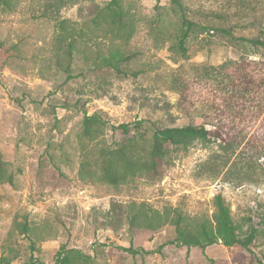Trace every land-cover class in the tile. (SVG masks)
<instances>
[{"label":"rangeland","instance_id":"374dc122","mask_svg":"<svg viewBox=\"0 0 264 264\" xmlns=\"http://www.w3.org/2000/svg\"><path fill=\"white\" fill-rule=\"evenodd\" d=\"M112 2L0 0V264H60L61 250L79 264H264V92L244 84L260 55L240 40L264 38V0ZM93 114L107 126L88 139ZM186 125L223 138L169 147L123 184L100 177L104 151ZM218 194L242 236L256 230L250 249L169 244L170 219L213 221ZM141 211L167 226L131 227Z\"/></svg>","mask_w":264,"mask_h":264},{"label":"trees","instance_id":"16d2710c","mask_svg":"<svg viewBox=\"0 0 264 264\" xmlns=\"http://www.w3.org/2000/svg\"><path fill=\"white\" fill-rule=\"evenodd\" d=\"M4 4H8V0H2ZM112 4L117 5V0H113ZM113 22L119 21V31H124L122 17L120 12L114 10L112 13ZM195 24L184 20L182 33L180 36L179 48L186 54V42ZM243 46L256 50L260 55L257 61H254L256 77L248 79L244 78L246 86L254 84L256 87L255 93L263 94L264 92V38L240 39ZM245 56H243V60ZM239 64V63H236ZM110 65L115 70H120L113 63ZM228 64L222 65V67ZM249 88V87H248ZM248 92V89H245ZM249 93V92H248ZM258 105V112H263V102ZM107 122L99 114L87 115L83 121L82 134L85 138L96 139L100 136ZM119 128L126 134L130 133V124H122ZM139 135V138H138ZM124 142L111 151H104L102 154L103 167L100 177L111 185H119L136 178L138 175L145 172L157 170L159 163L165 158L169 151V147L188 148L195 140H209L210 138H223L222 133L218 129L211 130L205 126L186 125L182 127H165L156 128L152 136V140L148 147L149 141L142 133ZM9 182H11L9 180ZM134 204L128 205V209L134 208ZM128 223L132 226H137L138 222L144 224L145 227L153 231L164 230L167 226L166 222L161 220V217L156 211L152 213L137 212L128 215ZM155 222V223H154ZM168 229L169 244L183 245L188 248L200 247L205 249L215 243L222 242L227 247L242 246L249 250L250 246L256 239V230H251L246 236L239 233L238 226L233 218L231 207L221 194L215 196L214 199V217L213 221L204 220L198 226L193 227L186 217L177 215L170 219ZM26 230V225L23 226ZM58 262L60 264H79L86 262L89 257L81 251L68 250L64 253L62 250L58 252ZM259 264H263L258 261Z\"/></svg>","mask_w":264,"mask_h":264}]
</instances>
